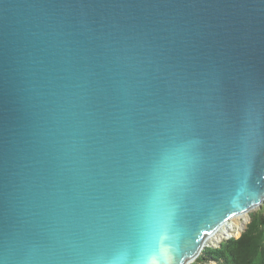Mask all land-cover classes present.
<instances>
[{
    "label": "water",
    "instance_id": "water-1",
    "mask_svg": "<svg viewBox=\"0 0 264 264\" xmlns=\"http://www.w3.org/2000/svg\"><path fill=\"white\" fill-rule=\"evenodd\" d=\"M264 202V0H0V264H189Z\"/></svg>",
    "mask_w": 264,
    "mask_h": 264
},
{
    "label": "trees",
    "instance_id": "trees-1",
    "mask_svg": "<svg viewBox=\"0 0 264 264\" xmlns=\"http://www.w3.org/2000/svg\"><path fill=\"white\" fill-rule=\"evenodd\" d=\"M191 264H264V202L250 213L244 231L215 248L204 247Z\"/></svg>",
    "mask_w": 264,
    "mask_h": 264
},
{
    "label": "bare ground",
    "instance_id": "bare-ground-1",
    "mask_svg": "<svg viewBox=\"0 0 264 264\" xmlns=\"http://www.w3.org/2000/svg\"><path fill=\"white\" fill-rule=\"evenodd\" d=\"M246 213L238 214V215L234 216V217H237L241 220L242 226L244 225V223H246V218H247ZM239 231H240V226H234V223L229 219L228 221L223 223L216 232L211 233L207 237V239H215V238H221V237L227 238V237L236 235Z\"/></svg>",
    "mask_w": 264,
    "mask_h": 264
},
{
    "label": "rangeland",
    "instance_id": "rangeland-1",
    "mask_svg": "<svg viewBox=\"0 0 264 264\" xmlns=\"http://www.w3.org/2000/svg\"><path fill=\"white\" fill-rule=\"evenodd\" d=\"M259 208H257V207H254V208H252V209H250L246 214V223H244V225L242 226L241 225V220L239 219V218H237V217H233V218H230V220L234 223V226H240V231L236 234V235H233V236H230V237H221V238H215V239H207L206 240V246L205 247H211V248H215V247H217V246H219V243L221 242V241H223V240H227V239H230V238H237L239 235H240V233H242L243 231H244V228H245V226H246V224L248 223V221H249V218H250V213L251 212H253V211H257ZM218 234V233H217ZM196 260V259H195ZM194 262V260L191 262V263H193ZM191 263H189V264H191Z\"/></svg>",
    "mask_w": 264,
    "mask_h": 264
}]
</instances>
